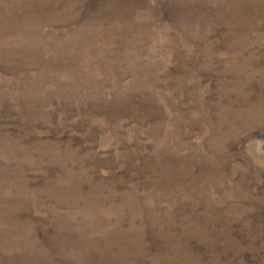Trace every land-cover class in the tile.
<instances>
[{"label":"rangeland","instance_id":"rangeland-1","mask_svg":"<svg viewBox=\"0 0 264 264\" xmlns=\"http://www.w3.org/2000/svg\"><path fill=\"white\" fill-rule=\"evenodd\" d=\"M0 264H264V0H0Z\"/></svg>","mask_w":264,"mask_h":264}]
</instances>
